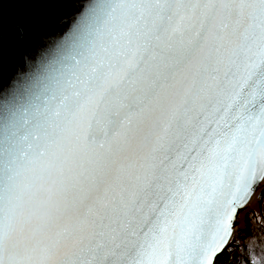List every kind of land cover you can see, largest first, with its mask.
Masks as SVG:
<instances>
[{
  "label": "snow or ice",
  "instance_id": "snow-or-ice-1",
  "mask_svg": "<svg viewBox=\"0 0 264 264\" xmlns=\"http://www.w3.org/2000/svg\"><path fill=\"white\" fill-rule=\"evenodd\" d=\"M78 12L0 71V264H218L264 200V0Z\"/></svg>",
  "mask_w": 264,
  "mask_h": 264
},
{
  "label": "water",
  "instance_id": "water-1",
  "mask_svg": "<svg viewBox=\"0 0 264 264\" xmlns=\"http://www.w3.org/2000/svg\"><path fill=\"white\" fill-rule=\"evenodd\" d=\"M87 3L88 0H35L32 3L5 0L0 8L3 17L0 71L3 78L8 79L18 69L31 71L30 67H24L22 57L32 44L49 29L56 28L66 32L72 26L73 18L79 15L78 9L84 11ZM24 20L27 21L26 36L21 40L13 29L15 24ZM258 209L261 211L260 200ZM238 235L240 236L239 230Z\"/></svg>",
  "mask_w": 264,
  "mask_h": 264
},
{
  "label": "trees",
  "instance_id": "trees-1",
  "mask_svg": "<svg viewBox=\"0 0 264 264\" xmlns=\"http://www.w3.org/2000/svg\"><path fill=\"white\" fill-rule=\"evenodd\" d=\"M262 212L264 216V208ZM242 213L241 226L237 222L240 241L220 257L218 264H264V222L253 210Z\"/></svg>",
  "mask_w": 264,
  "mask_h": 264
},
{
  "label": "rangeland",
  "instance_id": "rangeland-1",
  "mask_svg": "<svg viewBox=\"0 0 264 264\" xmlns=\"http://www.w3.org/2000/svg\"><path fill=\"white\" fill-rule=\"evenodd\" d=\"M260 202H261V211H259V209H258V201L257 202H255V203H252L251 205H248L245 209H248V210H253L256 214H257V216L260 218V222H264V216H263V212H262V210H263V208H264V200H262L261 198H260ZM243 213H242V211L239 213V215H238V217H239V226H241V223H242V220H243V215H242ZM237 228H238V225H237ZM236 241H234L233 243L234 244H237V243H239V241H240V237H238V239H235ZM233 247V245L231 246V248ZM230 248V249H231Z\"/></svg>",
  "mask_w": 264,
  "mask_h": 264
},
{
  "label": "bare ground",
  "instance_id": "bare-ground-1",
  "mask_svg": "<svg viewBox=\"0 0 264 264\" xmlns=\"http://www.w3.org/2000/svg\"><path fill=\"white\" fill-rule=\"evenodd\" d=\"M260 200V196H259V192H257V194L253 197L252 201L248 204V205H251L252 203H255L257 201ZM239 222V221H238ZM239 235H238V229L236 228V234H235V239H238Z\"/></svg>",
  "mask_w": 264,
  "mask_h": 264
},
{
  "label": "built area",
  "instance_id": "built-area-1",
  "mask_svg": "<svg viewBox=\"0 0 264 264\" xmlns=\"http://www.w3.org/2000/svg\"><path fill=\"white\" fill-rule=\"evenodd\" d=\"M236 228H237V226H236ZM238 229V228H237ZM239 230V229H238ZM234 241H236V240H234ZM234 243H232V245H233Z\"/></svg>",
  "mask_w": 264,
  "mask_h": 264
}]
</instances>
